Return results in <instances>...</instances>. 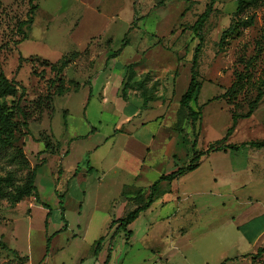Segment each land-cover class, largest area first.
I'll return each mask as SVG.
<instances>
[{
  "label": "rangeland",
  "instance_id": "1",
  "mask_svg": "<svg viewBox=\"0 0 264 264\" xmlns=\"http://www.w3.org/2000/svg\"><path fill=\"white\" fill-rule=\"evenodd\" d=\"M242 1L237 13L236 0H0V72L18 89L0 107H11L23 90L20 106L30 114L25 126L11 114L15 138L0 152V175L20 185L43 166L38 201L0 198V264H264V254L256 255L264 246V148L199 157L198 171L158 182L150 208L126 230L118 224L147 202L160 175L191 164L217 141H264V0ZM28 16L32 23L18 31ZM249 18L250 27L233 25ZM72 57L63 76L50 70ZM134 63L159 80L143 87V104L125 111L136 118L123 126V66L130 71ZM193 73L194 127L179 107ZM50 92L52 111L36 108ZM123 134L145 146L154 135L150 151L161 154L130 173ZM166 136L176 139L172 158L166 138H157ZM244 166L250 172L240 173ZM136 191L142 204L130 200ZM246 228L255 239L242 236Z\"/></svg>",
  "mask_w": 264,
  "mask_h": 264
},
{
  "label": "trees",
  "instance_id": "2",
  "mask_svg": "<svg viewBox=\"0 0 264 264\" xmlns=\"http://www.w3.org/2000/svg\"><path fill=\"white\" fill-rule=\"evenodd\" d=\"M36 0H30V2H33ZM213 2V0H212ZM237 2V13L242 12L243 10V1L242 0H236ZM35 8H37L35 6ZM32 13V11H30ZM211 13V6H208L205 11L203 12V14L198 18V20L196 21L195 25L198 28L199 26L203 25L206 20L208 19V16ZM32 23V17L28 16V18L26 19V21L21 22L18 25V31H20L23 27L30 25ZM253 24V19L249 18V19H244V20H237L236 23H234L233 25H236V27H250ZM236 27H230L227 31H225L220 39V42L223 40L224 36L226 35V33L230 32L231 30H234V28ZM74 57L71 58L70 63H68V59L63 58L61 60V63L59 64L60 67L56 68L54 65L50 66V70L52 71H56V73H58L59 77L63 76V72L64 70L70 65L72 64V62L75 61ZM59 82H61V79L58 80ZM264 84V83H263ZM234 84H232L229 90H233L234 89ZM60 92L62 93L61 90H58V95L60 94ZM66 92V91H65ZM18 93V89L16 87V85L11 82L10 80H8L3 73L0 72V99H6V98H14L17 96ZM23 93L24 91L21 90L18 96V99L16 101H14L13 105L11 107H7L6 105H2L0 107V152L6 150L7 148H10L12 146V143L14 141V127L12 125V112L16 111L17 114L19 115V117H21V119L23 120V125H26L27 119L29 118L30 114L28 113V110L26 108L25 105L20 106L21 102L23 101ZM55 92H50L47 95H45L44 97H41L38 99L37 101V105L39 108L40 107H45L47 109H49L50 111H52V107L50 106L53 98L55 96ZM198 94V83H196L195 81V77H194V73L191 76V80L189 82L188 88L185 92V94L182 96L180 103H179V107L181 112L183 113V116H185V118L187 120H189V122H191V125L194 127L196 122L200 119V113L194 111L193 109H191L190 105L192 102L196 101V97ZM262 97V93L258 92L256 98L254 99V101L249 105V109L248 112L246 113V115L244 116V118H248L251 116V114L253 113L256 104L260 101ZM237 121V116L236 115H232V125L231 127L228 129L227 131V136L232 132L235 124ZM45 142V147L46 149H50V142H48V140H43ZM222 141H217L215 143L216 146L214 145H210L208 147V149L204 152H199L195 154V157L193 158L194 160H192V163L181 168L178 169L174 172H172L169 175H164L162 177H160V179L154 183L151 188H150V195L147 198V202L145 204H142L143 201L145 200V197L143 196V192L142 191H137V193L135 194V197L133 198V202L137 205V204H142L143 206L139 205L137 208H135L131 213H129L124 219L118 221L119 224V229L120 230H126V228L137 218V216L139 215L140 212L144 211L146 208H148L150 206V204L152 203V195L154 194L155 191V187L156 184L158 182L161 181H166V182H172L173 180H175L176 178L182 176L183 174L187 173V172H191L193 170H195L198 167V159L201 156L207 155L210 152H214V151H223L226 152L227 150H232V151H238L239 149H243L244 147H246L247 145L253 148H257V149H261L264 148V141L262 142H254V143H249V144H241L239 146H230V145H222L221 144ZM24 144V142H23ZM24 149V146L22 147ZM22 150V149H21ZM22 153V151H21ZM43 162L40 164L42 165ZM39 166H35L30 173L27 175L25 181L20 184H14L13 179L11 177V175L7 174L5 176H1L0 175V198H5L8 197V199L11 201L12 204H18L20 201H22L23 199H28V198H34L35 201H38V192L36 189V185H35V179H36V171L38 169ZM114 222L111 223L109 229H111V227L113 226ZM130 234V233H129ZM103 239H99L96 243H95V252H97L99 250V246L102 243ZM262 254H264V246L262 248H259L256 255L257 256H261Z\"/></svg>",
  "mask_w": 264,
  "mask_h": 264
},
{
  "label": "crops",
  "instance_id": "3",
  "mask_svg": "<svg viewBox=\"0 0 264 264\" xmlns=\"http://www.w3.org/2000/svg\"><path fill=\"white\" fill-rule=\"evenodd\" d=\"M106 59H107V57L104 58V60H106ZM138 65L139 64L134 63V65H132L134 68L130 71L127 70V66H123V74L122 75H123V111L124 112H123V120L121 122V123H123V126L124 125H130L132 123V121L136 118V112L135 111H131L130 113L128 112L127 114H125V111L128 110V108H130L132 103L135 104L136 107H138V105L143 104V96L144 95L141 93L143 87L146 85L145 86L146 89L147 88H153V85L156 84V82L159 80L158 74L153 73V72L148 71V70H146V71L141 70L140 69L141 67ZM142 80H143V84H142ZM147 80H149V81H147ZM152 92L157 93L156 90H154ZM157 94L159 95V93H157ZM122 137H123V158L126 157V159H128V161L127 160L125 161V164L127 167L126 169H128L130 173L141 172L143 169L144 163L146 161V158H148V156H150L151 158L152 157L155 158V157H158L159 154H161L160 151H158V152L157 151L156 152L150 151L151 147H153L152 146L153 142L156 139V137L154 135L152 136L151 140L148 141L147 146H145V144H143L138 139V137H133L132 134H123ZM157 138L159 140L166 138V141L168 143L167 146H165L168 149L167 150L168 153L167 152L166 153L168 154L169 157L172 158L173 157L172 152L175 150V147H176L175 137L174 136H171V137L166 136V137H157ZM36 144H38V143L34 144L35 150H37L36 152L40 153V154L43 153L42 151H40L39 147ZM29 147H30V144L27 141H24L25 151ZM142 151L144 152V154H142V155H145L146 157L140 156V153ZM162 153H164V152H162ZM224 153H226V152H224ZM208 156L209 155H206V158ZM117 164H118V162H117ZM39 167L42 168L43 166H39ZM39 167H38V169H39ZM199 167H200V162L198 161V167L195 170L183 174L182 176L173 180L172 183L179 182V180L186 175L194 174L196 171H198ZM38 169H37V171H38ZM37 171H36V173H37ZM246 171L250 172V169H248V167H246V166H244V168L239 170L240 173H243ZM162 176H164V174L160 175L159 179ZM215 181L216 180H214V182ZM161 182H166V181H161ZM125 188H131V187L127 186ZM136 193H137V191L130 198V200L132 202H133V198L135 197ZM152 203H153V200H152ZM152 203L150 204V206L152 205ZM150 206L148 208H150ZM146 210H144V211H146ZM251 230L252 229H250V228H246L244 231V234H242V236L247 237L248 239H250L249 237H251V238L254 237L253 239H255V236L252 234ZM238 231H239V229H238ZM262 231H264V228Z\"/></svg>",
  "mask_w": 264,
  "mask_h": 264
}]
</instances>
